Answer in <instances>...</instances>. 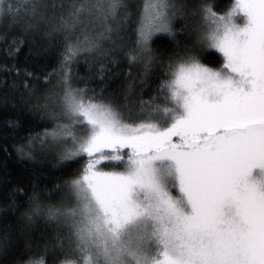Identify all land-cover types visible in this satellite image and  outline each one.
<instances>
[{
    "label": "snow or ice",
    "instance_id": "1",
    "mask_svg": "<svg viewBox=\"0 0 264 264\" xmlns=\"http://www.w3.org/2000/svg\"><path fill=\"white\" fill-rule=\"evenodd\" d=\"M121 6L83 0L72 15L79 22L96 8L107 22ZM45 7L25 3L32 15ZM171 7L147 5L129 63L150 58L160 35L173 43L186 35L191 44L177 49L157 96L141 98L134 116L64 73L67 122L44 136L61 147L63 166L83 167L65 182L75 207L49 210L69 229L59 264H264V0H232L222 14L201 6L203 32L174 31ZM18 11L0 0V18ZM113 31L106 24L109 35L100 36L111 40ZM98 47L69 44L62 68ZM216 54L219 68L203 62Z\"/></svg>",
    "mask_w": 264,
    "mask_h": 264
},
{
    "label": "trees",
    "instance_id": "2",
    "mask_svg": "<svg viewBox=\"0 0 264 264\" xmlns=\"http://www.w3.org/2000/svg\"><path fill=\"white\" fill-rule=\"evenodd\" d=\"M169 1L175 11L172 26L177 32L182 27L189 32L199 27L203 32L201 6L210 5L222 14L232 2ZM82 2L44 0L47 7L32 15L25 10L26 0H4L14 12L19 11L0 18V264H26L29 259L42 256L46 264L63 260L56 247L66 236L64 229L46 215L55 209L54 203L68 190L65 182L83 163L66 168L55 148L41 146L39 139L58 122V117L49 111L48 97L62 94L64 73H68L73 87L95 89L98 98L111 102L126 116H134L140 110L141 98L150 100L157 96L177 49L191 44L186 35H176L175 43L160 35L152 43L150 58L129 63L144 0H121L115 20L107 22L114 29L111 40L99 36L106 25L100 28L85 21L82 15L76 22L72 14ZM88 41H96L98 49L81 52L62 68L67 46L79 42L86 48ZM203 62L211 67L221 66L218 54L204 56ZM12 204L16 206L14 211Z\"/></svg>",
    "mask_w": 264,
    "mask_h": 264
},
{
    "label": "rangeland",
    "instance_id": "3",
    "mask_svg": "<svg viewBox=\"0 0 264 264\" xmlns=\"http://www.w3.org/2000/svg\"><path fill=\"white\" fill-rule=\"evenodd\" d=\"M94 2H95V0H93V3ZM150 2H151V0H144V5H143L144 6V12H143L142 19H146V17H147L148 12L146 11V7H147V5ZM169 4L172 5L170 3V1H169ZM118 9L116 10V14L118 12ZM81 15H82V17L86 18L85 21H90V23H92L94 25L96 24L100 28H102L104 25H106L107 22L109 24V22H113L115 20V18L113 19V18L110 17L107 20V22H105V20L103 18V15L101 14V12L97 11L96 8H92L91 14H89L88 12H84ZM169 15L172 16L173 18L175 17L174 7L170 8ZM142 19H141V21H142ZM202 21H203V19H202ZM87 25H89V24H87ZM203 26H204V30H205L206 29V25H205L204 21H203ZM72 31L75 32V28L74 27H72ZM103 33H105V32H103ZM214 68H219V67H214ZM61 89L63 90V85H62ZM62 95H63V92H62V94L60 96L58 95L57 97H55L56 95L55 96L54 95L53 96L49 95V97H48L49 98L48 100L51 101V105H50L51 107L49 108V111H51L52 114H54V115H56V117H58L57 118L58 122L56 123V125L58 123L59 124H63V123L67 122L66 118L63 116V113H62V110H61V107H60V97ZM55 128H56V126H55ZM39 142H41V146H45V145L47 146V144L50 145V146H53V148H55V150H56V155L60 158L61 147L57 146L56 144H54L52 142L51 137H45L43 135L39 139ZM37 149L38 148H35V150H37ZM106 170H111V169H106ZM73 207H75V200H74V197L72 196V194L69 192V190H67L63 194V196L54 203V208L55 209H70V208H73ZM46 216L49 218V213H47ZM49 219L54 221V223H56L58 225L56 220L51 219V218H49ZM61 228L64 229V232H65V235H66V236H64V240H63L62 243H63L64 250L67 251V249L70 247L68 239H67V237L69 235V229H68L67 226H61ZM56 249H57V254L58 253L61 254L60 259H64V255L61 253L60 248L57 246ZM60 261H62V260H60ZM60 261H57L56 264H59Z\"/></svg>",
    "mask_w": 264,
    "mask_h": 264
}]
</instances>
